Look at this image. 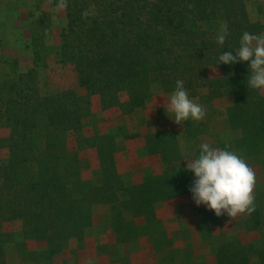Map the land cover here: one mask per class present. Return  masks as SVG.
I'll list each match as a JSON object with an SVG mask.
<instances>
[{
    "label": "trees",
    "instance_id": "16d2710c",
    "mask_svg": "<svg viewBox=\"0 0 264 264\" xmlns=\"http://www.w3.org/2000/svg\"><path fill=\"white\" fill-rule=\"evenodd\" d=\"M66 10L68 29L57 64L73 72L72 82L43 92L39 68L49 66L40 53L47 50L45 31L35 34L34 44L40 39L43 46L35 45L33 67L0 80V127L9 130L0 138V150H8V161L0 166V264L7 263V223H21L25 241L46 243L45 250L32 253L50 260L65 242L83 241L97 209L105 206L120 242L154 237L162 244L166 228L156 205L191 198L194 173L186 170L174 131L148 136L147 150L160 157L164 172L147 173L129 187L117 170L114 135L97 134L83 139L85 146L69 148L70 134L83 133L93 96L103 110L118 108L126 115L172 93L182 79L191 98L202 88L210 90V100L231 97L230 126L242 133L234 148L247 158L264 157V89L247 87V62L218 64L219 55H235L243 32L264 34V24L252 19L245 0H67ZM225 26L220 45L216 36ZM212 69L220 75L212 77ZM81 88L85 98L78 95ZM185 130L192 140L204 132L191 119ZM86 148L98 152L100 184L83 176ZM253 256L264 264V246L252 255L245 247L223 244L214 264H249Z\"/></svg>",
    "mask_w": 264,
    "mask_h": 264
},
{
    "label": "rangeland",
    "instance_id": "374dc122",
    "mask_svg": "<svg viewBox=\"0 0 264 264\" xmlns=\"http://www.w3.org/2000/svg\"><path fill=\"white\" fill-rule=\"evenodd\" d=\"M53 1L0 0V80L4 75L21 73V70H30L33 67L35 45L38 49L43 46L39 38L37 44H34L35 34L39 36L45 31L44 45L46 44L47 50L40 53L41 61H46L49 66L39 68L43 92H54L72 82L73 72L57 64L62 36L68 29L67 10H55ZM245 2L252 19L264 24V0ZM219 75V70L212 69V77ZM79 90L81 93L78 95L85 98L86 89ZM84 92L86 95H83ZM193 99L201 105L205 104L204 98ZM207 99L210 100L209 96ZM209 117L205 116L201 123L209 124ZM88 125H92L90 121ZM8 135L9 130L1 126L0 138ZM87 138L84 131L78 136L70 134L69 148L77 149L79 144L85 146L87 143L83 139ZM230 138L231 135L225 133L221 145L229 144ZM185 140L188 139L185 137L183 146ZM195 149L197 146L192 147V150ZM85 150L81 152L84 178L100 184L101 165L95 161V155ZM255 158L256 163L264 169V157ZM7 161L8 150L2 148L0 166ZM256 179V211L251 215H238L235 219H230L226 214L217 217L205 205L196 206L188 196L180 197L185 201L158 203L156 214L164 223L167 235L162 244L154 241V237H142L128 243L120 242L115 234L111 208L105 206L97 209L93 226L83 241L65 242L62 251L48 260L43 259L40 254H33L45 250L46 243L25 241L21 223H7L3 227L10 234L6 247V264H88L90 260L92 264H214L219 247L223 244L245 247L253 255L264 246V180L257 176ZM257 222H260L259 226ZM249 264L259 262L253 256Z\"/></svg>",
    "mask_w": 264,
    "mask_h": 264
},
{
    "label": "crops",
    "instance_id": "0c3cea01",
    "mask_svg": "<svg viewBox=\"0 0 264 264\" xmlns=\"http://www.w3.org/2000/svg\"><path fill=\"white\" fill-rule=\"evenodd\" d=\"M28 71L21 70L20 72L27 73ZM79 92L80 90L78 94ZM83 95H86V93L84 92ZM169 95L171 93L155 96L148 100L145 106L126 115L118 108L103 110L100 105V98L98 96L91 98V115L84 119L83 131L88 138H93L97 134L115 135L117 143V170L126 187L140 183L147 173H154L155 175L163 173V163L160 157L150 155L147 150V145L149 135L166 131L175 132L183 160L194 159L195 155L200 151V144L208 143L211 147L218 149L227 148L239 154L249 166L252 165L256 176L259 178L262 177L264 180V169H261L256 163V158H247L242 152L234 148V144L241 138L242 133L241 131L231 129L230 126L228 109L233 105V99L231 97L224 96L218 99L208 100L207 96L210 95L209 89L202 88L197 91L196 97L194 98H204L203 103L205 104H202V106L206 109L205 116L210 117L209 124H202V120L195 121L204 132L196 140H192L188 137L185 130V121L182 124H176L171 119L172 113H165L163 105L165 98ZM190 99L194 100L191 97ZM89 121L92 124L91 126L88 125ZM225 133L230 134L231 138L229 139V144L221 145L220 142H222V136ZM185 137L188 140H185L186 142L183 146ZM195 146H197V149L192 150V147L195 148ZM85 152L95 155V161L100 163L96 149L86 148ZM184 164L187 165V161H184ZM179 198L172 200L185 201V199Z\"/></svg>",
    "mask_w": 264,
    "mask_h": 264
},
{
    "label": "clouds",
    "instance_id": "9594fccd",
    "mask_svg": "<svg viewBox=\"0 0 264 264\" xmlns=\"http://www.w3.org/2000/svg\"><path fill=\"white\" fill-rule=\"evenodd\" d=\"M52 3V0H49ZM67 0H57L55 10L62 11ZM94 12L95 5H89ZM83 15H89L85 11ZM227 28L216 36V42L225 43ZM219 55L218 64L233 65L247 62L249 75L247 87L264 89V34L243 32L239 48ZM217 64V65H218ZM165 113H172L171 119L176 124L183 121H200L206 115V109L190 99L184 87V81L177 79L175 90L165 98ZM187 161L186 170L194 173V180L189 188L191 198L196 206L205 205L217 217L227 215L235 219L238 215H251L256 211L254 190L257 184L255 170L234 151L211 147L208 143L200 145L198 157ZM88 264H92L90 260Z\"/></svg>",
    "mask_w": 264,
    "mask_h": 264
}]
</instances>
